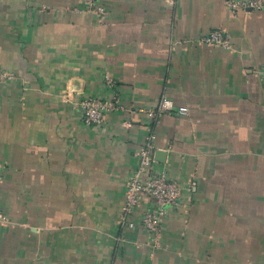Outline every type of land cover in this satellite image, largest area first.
Listing matches in <instances>:
<instances>
[{
  "label": "crops",
  "instance_id": "0c3cea01",
  "mask_svg": "<svg viewBox=\"0 0 264 264\" xmlns=\"http://www.w3.org/2000/svg\"><path fill=\"white\" fill-rule=\"evenodd\" d=\"M230 1L97 0L102 20L82 0H0V264H264V9ZM214 28L231 48L198 41ZM116 89L93 128L63 96ZM164 95L188 114L153 122ZM152 131L150 171L186 204L157 246L119 224Z\"/></svg>",
  "mask_w": 264,
  "mask_h": 264
},
{
  "label": "built area",
  "instance_id": "2783aa9c",
  "mask_svg": "<svg viewBox=\"0 0 264 264\" xmlns=\"http://www.w3.org/2000/svg\"><path fill=\"white\" fill-rule=\"evenodd\" d=\"M82 1L85 5L84 11L97 13L102 20L105 19V6L98 4L97 0ZM229 6L233 12L239 8L244 10L264 9V0H231ZM76 10L80 9L76 8ZM198 41L226 49L232 47V37L223 28L212 29ZM13 77L12 73L0 67V82H5ZM104 81L108 87H116V81L109 73L105 74ZM118 90H114L110 98L90 94L72 96L69 93L63 96L70 99L73 107L81 112L84 125L87 128H93L104 122L107 113L122 109L123 104L120 101ZM172 112L185 115L188 114L189 109L187 106H176L172 99L164 95L157 107L147 110V114L153 122L158 121L164 113ZM155 138L156 134L152 131L139 151V166L128 178L119 224L121 227L130 228H135L137 225L143 226L149 233L151 243L157 246L164 222L169 214L174 210L184 209L186 204L182 197V187L177 180L169 178L162 170L152 169L150 171L157 162L155 151L158 147L155 144ZM2 179L3 170L0 165V182ZM9 222L8 215L0 206V224Z\"/></svg>",
  "mask_w": 264,
  "mask_h": 264
},
{
  "label": "water",
  "instance_id": "95a60500",
  "mask_svg": "<svg viewBox=\"0 0 264 264\" xmlns=\"http://www.w3.org/2000/svg\"><path fill=\"white\" fill-rule=\"evenodd\" d=\"M158 152H161V150H158L157 153H158ZM162 154H164V153H162Z\"/></svg>",
  "mask_w": 264,
  "mask_h": 264
}]
</instances>
